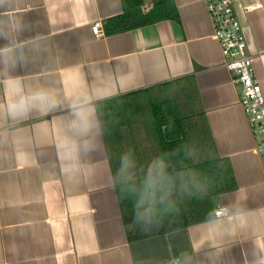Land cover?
I'll return each mask as SVG.
<instances>
[{"label": "crops", "instance_id": "crops-1", "mask_svg": "<svg viewBox=\"0 0 264 264\" xmlns=\"http://www.w3.org/2000/svg\"><path fill=\"white\" fill-rule=\"evenodd\" d=\"M172 2L176 20L108 34L121 0H0V264H264V176L238 86L202 0ZM234 13L264 100V0H238ZM186 76L230 168L233 188L216 196L229 216L128 241L95 104ZM37 92L54 103L9 113ZM78 108L91 113L86 134L71 127Z\"/></svg>", "mask_w": 264, "mask_h": 264}, {"label": "trees", "instance_id": "trees-1", "mask_svg": "<svg viewBox=\"0 0 264 264\" xmlns=\"http://www.w3.org/2000/svg\"><path fill=\"white\" fill-rule=\"evenodd\" d=\"M142 3L121 0L122 12L107 19L104 31L113 34L177 19L172 0H153L145 12ZM95 110L128 241L180 230L213 216L211 199L231 190L233 181L228 163L215 154L191 77L97 102ZM127 152L133 179L125 182L117 173ZM156 158L165 164L157 211L149 223H136L138 189Z\"/></svg>", "mask_w": 264, "mask_h": 264}, {"label": "built area", "instance_id": "built-area-1", "mask_svg": "<svg viewBox=\"0 0 264 264\" xmlns=\"http://www.w3.org/2000/svg\"><path fill=\"white\" fill-rule=\"evenodd\" d=\"M238 0H202L211 26V36L217 42L221 65L230 74V82L237 85V102L243 113L252 142V150L257 157L264 176V100L257 80L251 69L252 56L246 52L241 27L234 13ZM153 0H143L140 6L147 11ZM249 10V7H245ZM94 38L102 36L98 20L90 25ZM214 217L229 216L227 208H217Z\"/></svg>", "mask_w": 264, "mask_h": 264}, {"label": "clouds", "instance_id": "clouds-1", "mask_svg": "<svg viewBox=\"0 0 264 264\" xmlns=\"http://www.w3.org/2000/svg\"><path fill=\"white\" fill-rule=\"evenodd\" d=\"M54 103L45 92H37L31 96L21 95L19 99L8 106L9 113L12 116H18L25 113L35 103ZM91 113L84 109L78 108L75 111V119L71 122V127L74 131L86 134L92 127ZM66 157L69 161L74 160L75 146L72 144L65 145ZM83 147H88V142L85 141ZM69 170L73 169V165H68ZM133 167V161L131 159V152L125 153L121 157V166L118 170V175L121 176L125 182L133 179L132 173L129 171ZM164 161L162 158H156L148 167V172L145 175L144 180L139 186V197L134 205L135 222L145 221V224L149 223L157 211L158 197L157 193L160 191L162 182L164 180ZM133 191H136V187L133 185ZM164 197L160 196L159 200H163Z\"/></svg>", "mask_w": 264, "mask_h": 264}, {"label": "water", "instance_id": "water-1", "mask_svg": "<svg viewBox=\"0 0 264 264\" xmlns=\"http://www.w3.org/2000/svg\"><path fill=\"white\" fill-rule=\"evenodd\" d=\"M211 204H212V207H213V208H217V207H219V199H218V197H213V198L211 199Z\"/></svg>", "mask_w": 264, "mask_h": 264}]
</instances>
